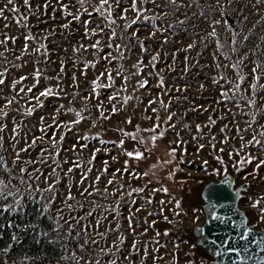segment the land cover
<instances>
[{
	"label": "snow or ice",
	"instance_id": "6c2138e0",
	"mask_svg": "<svg viewBox=\"0 0 264 264\" xmlns=\"http://www.w3.org/2000/svg\"><path fill=\"white\" fill-rule=\"evenodd\" d=\"M236 4L242 7L233 8L232 6ZM194 5L197 8L201 7L197 0H179V2L178 0H22L20 5L17 4V0H5L0 6V173H3L0 175V220H4L6 214L10 216L13 212H21L24 209L25 198L34 201L36 193H39L44 201L42 208L47 211V206L53 204L56 199V185L60 182L59 173L69 177L79 170V194L90 205L86 215L91 217L97 210H102L95 224L91 225L96 234L101 238L105 237V233L98 231L102 221L107 219L104 212L115 213L113 219L117 220L115 229L108 228L106 231L119 230L118 209L120 201L125 200L135 209L133 211L130 208L128 216L124 218L128 223L127 230L135 239L127 255H121L120 260L126 264H137L136 257L139 255V264H146L148 259L152 260V264H157V261L163 260V256L159 254L161 248H166L159 238L161 235L167 237L169 232L165 229L161 233L156 229L158 221L148 218L160 216L163 221L173 223L168 215L164 214L165 206L172 205L169 211L174 216L182 214L183 206L181 200L171 197L167 201L163 199L159 201L158 211H150L146 207L153 203L155 193L171 195L170 189L161 180L154 181L155 169L165 165H175L168 170L166 177L174 180L176 173L183 171L180 165L186 162L187 145L191 142L195 144L197 154L206 146L215 153L213 160L220 167L210 164L205 159L202 161V171L208 176L223 174L220 184L233 183L228 173L229 166L237 173L245 171V166H251V171H247L243 176L245 182L249 177L253 180H264L260 175L261 170H264V34L252 33V28L257 25L264 30V0H214L209 4L208 10L201 11V18L208 24L201 42L211 41L214 48L211 52L212 62L208 67L214 72L210 81L216 86L217 92L212 103L207 106L190 104L189 110L209 114L204 123L194 125V132L192 126L184 124L188 129L189 140L175 131L177 123L173 121L177 114L170 109L174 101L178 105L181 100L188 101L187 82L185 81L183 87L178 85L185 74L190 72L191 66L188 62L193 58L186 55L179 77L166 81L165 72L177 71L176 53H172L171 63L165 62L164 67L158 68V64L167 53L162 54L155 49L150 52L146 42L156 41L160 48L167 45L171 30L190 19L187 13ZM21 7L25 9L24 12H21ZM181 8L184 9V19L178 18ZM33 17L39 23L51 26L41 33L33 34L32 28L38 26L29 23L30 18ZM229 17L234 18L237 24L250 22L252 28L245 27L243 31H237L233 24L229 23ZM13 25L24 31L14 34ZM74 25L75 30L81 31L82 35L80 40L71 46V53H68V49H64L74 69L69 83L65 85L64 79L68 76L65 59L58 57L56 61L58 71L54 75H46V69L40 67V64L47 65L52 62L50 49L46 43L49 36L55 35L57 28L71 32ZM217 27L229 34L227 43L230 45V52L235 54V59L233 55L221 51L225 45L217 39ZM158 35L163 39L157 40ZM85 40L88 42L85 43ZM18 41L23 42L18 45ZM196 47L197 42H192L183 50L188 52L195 50ZM203 47L208 48L209 43H204ZM241 48L245 49L243 54H240ZM134 50H138L141 55L137 56L129 68H126L129 59L127 54ZM201 54L197 52L198 56ZM145 56L148 57L147 63ZM18 61L20 63H17ZM30 62L33 65L31 73L13 76L14 70L22 69ZM101 64H103L102 70L98 69V65ZM196 64L198 65L199 61H196ZM78 65L81 67H77ZM90 69L97 70V74L91 78L88 75ZM77 71L79 76L76 74ZM226 71L232 72L233 79H228ZM81 78L83 84L87 86L86 91L81 87ZM29 79L32 81L31 85L25 83ZM42 79L49 83L40 87ZM117 79L120 80L119 85L116 83ZM152 80H155L154 84ZM198 87L203 90L205 85L199 84ZM105 90L110 91L105 95ZM141 91L147 92V104L141 109L145 114L144 119L150 122L147 126L134 124L132 116L126 114L121 124L130 125L132 130L115 126L113 130L120 134L118 140L103 139L101 131L93 135L83 132L74 137L75 142L70 147H64L67 132L74 131L76 126L84 121L88 122L90 128H97L99 121H109L113 115L125 111L130 101L140 100L142 103L141 97L136 95ZM49 97L58 101L67 99L68 103H57L47 117L41 115L34 126L40 134L29 135L31 129L25 130L26 120L18 119L17 116H33L38 109L45 107V100ZM157 104L159 108L154 106ZM135 107L136 105H133V110ZM149 109L151 114H148ZM161 110L165 113L163 117L160 115ZM12 113L17 115H11ZM69 113L73 115L72 119H61ZM225 120L228 122L225 123ZM218 121L223 125L219 128V134L213 132ZM178 122L183 124L182 120ZM170 130L174 135L171 139H167L166 133ZM126 139L134 142L132 150L125 147ZM93 140L97 141L100 147L93 146L88 159L84 160L80 153L89 149L88 142ZM164 140L167 141L165 157L158 158L156 163L150 165L148 171H139V163H146L153 154L152 149L157 147V141ZM5 144H8L7 149L4 147ZM107 145H112L118 150L116 155H111L112 162L121 163L120 157H126L121 167L111 172L109 160H102L98 169L94 163L97 154L101 151L111 152ZM9 149L11 164L17 169L15 172L9 167L4 156ZM35 149H38V152L32 157L31 153ZM62 152L67 153V156L62 157ZM22 154L26 158H22ZM73 154L76 156L75 159L72 158ZM132 161L137 162L136 167L132 166ZM64 165H68L66 170ZM42 167L48 169L47 174L41 171ZM94 170L96 174L89 182L90 174ZM126 176L127 180H125ZM102 177H107L103 181V189L99 187ZM141 180L145 181L142 186H133V181ZM154 183L160 186L155 187ZM41 184L45 187L41 188ZM18 185L26 186L23 192ZM45 193L48 195H44ZM96 197L105 201L106 206L100 204ZM135 197L142 199L144 204L136 206ZM204 198L208 201L206 207L211 218L220 220L221 217L211 214V210L217 206L215 201L207 194ZM68 201H74L81 209L84 207L75 200L70 187L66 189L64 199L65 203ZM224 206L220 205V207ZM68 207L73 208V204L68 203ZM250 208L254 213V219L264 222V197L256 199ZM59 211L61 210H58V216ZM192 211L198 210L193 208ZM141 212L147 213V216L143 217V224L146 226L142 231H138V226L134 222L137 219L136 214ZM59 218L63 219V217ZM84 219L85 217H80L76 222L80 223ZM194 219L199 220V216H195ZM67 223L68 221L65 220V224ZM5 224H7L6 220ZM57 227L62 228L63 225L57 222ZM81 228L86 234L89 225L82 224ZM149 229L153 231L150 237ZM198 231L202 232V229ZM250 231L249 229L238 237L245 242L243 246L221 249V252L247 253L249 245L256 243L255 240L249 241ZM44 235L47 236L46 233ZM141 237L149 238L141 244ZM124 238L121 233L110 247L100 248V256L91 257L90 260H85L83 256L77 257L75 254L71 259L76 260L77 264L81 261L85 264H102L101 256H107L109 264H118L114 257L116 253L121 252L120 244L123 243ZM11 239L19 241L16 235H12ZM88 242L86 239L85 243ZM91 243L99 245V241L95 238H91ZM211 243L214 244L215 241ZM149 246H152L151 250ZM179 246L178 243L173 245L177 249ZM80 247L83 249L84 246L80 245ZM113 248L116 250L115 253L112 251ZM191 248L195 249L196 246L192 245ZM221 252H217L216 255H220ZM8 254L7 248H0V264H7L4 257ZM168 255L178 264L176 252L170 251ZM186 260L187 264H203V261L195 256L194 251L190 257L186 255Z\"/></svg>",
	"mask_w": 264,
	"mask_h": 264
},
{
	"label": "rangeland",
	"instance_id": "374dc122",
	"mask_svg": "<svg viewBox=\"0 0 264 264\" xmlns=\"http://www.w3.org/2000/svg\"><path fill=\"white\" fill-rule=\"evenodd\" d=\"M5 2V0H0V6ZM179 2V0H178ZM214 0H197V3L201 5L200 8H197L195 5L192 7L190 11H188L187 15L190 17L189 20H187L184 24L182 25H177L174 27L171 32L169 33V39H168V44L164 45L163 48H160L159 45L157 44L156 41H149L146 42V46L148 47L149 51L159 50L161 51L162 54L167 53V55L163 56V59L160 64H158V68L164 67L165 62L171 63L172 62V53H176V63H175V68L176 72L175 73H168L165 72V79L171 80L173 77H179L180 71L182 67L184 66V57L190 56L193 59L189 60V65L191 66L190 72L185 74L184 79L179 82L178 86H185V81L187 82V87H188V101L184 102L181 100L180 104L178 105L175 101L173 102L171 106V111L175 112L177 114L176 118H174L175 123H177V127L175 131L180 132L181 137L184 139H189L190 136L188 134V129L184 127V124L190 125L193 128L194 132V125L196 123H204L206 121V117L209 113L206 112H197V111H191L189 110L190 104H203L207 106L208 104L212 103L214 99V94L217 92L216 86L213 85L210 81V77L214 75V72L211 68L208 67V65L212 62V56L211 52L214 50L213 45L211 41H202V37L206 34L205 29L208 28V24L201 18V11H206L208 10L209 4H212ZM17 4L20 5L22 4V0H17ZM233 8L236 7H242V5L236 4L232 6ZM25 9L21 7V12H24ZM184 9L181 8L180 14L178 16L179 19H184L183 15ZM195 13V15H193ZM8 15V13H6ZM59 16V14H57ZM87 18V17H83ZM211 18V17H210ZM219 18V17H216ZM258 18V17H257ZM95 19V17H93ZM229 23L233 24L235 29L237 31H243L245 27L247 28H252V24L250 22H245L244 24H237L236 20L232 17H229ZM252 17L250 16V20ZM30 24L32 25H38L36 27L32 28V33L37 34L43 32L46 28L50 27L51 25H45L43 23H39L34 17L30 18L29 21ZM24 31L23 29H18L15 25H13L12 32L14 34H19V32ZM217 32H218V37L217 39L221 44L225 45L224 49H221L222 52H225L226 54H230L234 56L235 59V54L230 52V45L227 43L228 42V33L225 31H222L219 27H217ZM174 33V35L172 34ZM252 33H256L258 35L264 34V30H261V26L257 25L255 28H252ZM245 34H250L245 32ZM82 35L81 31H76L75 30V25L73 26V30L71 32H68L66 30H60L57 28L56 34L49 36L48 41L46 42L48 44V47L50 49V54H51V63L45 65L43 63L40 64V67L46 69V75H54L56 71H58V63L56 62L58 57L65 59L66 62V71L68 73V76L65 77L64 83L67 85L70 81L71 74L74 71L72 63L69 59V56L64 52V49H68V53H71V46L75 44L78 40H80ZM143 38V37H142ZM163 38L161 36H157V40H162ZM23 41H18V45L22 43ZM44 42V41H41ZM87 43L88 41H84ZM192 42H197V47L195 50H189L188 52H185L183 49L186 47L188 43ZM204 43H209L208 48H204L203 44ZM179 50V51H178ZM245 49L241 48L240 49V54H243ZM197 52L202 53L201 55H197ZM129 56L128 61L126 62V68H129L132 63L135 62L136 58L138 55H141L138 50H134L131 53L127 54ZM11 58V57H10ZM91 58V57H89ZM145 62L147 63L148 57L145 56ZM25 59H30L29 57H25ZM196 61H199V64H196ZM17 63H20L19 61ZM32 63H28L24 68L14 70L13 71V76H17L19 74H29L32 71ZM77 67H81V65H78ZM103 64L98 65V69L102 70ZM246 71V69H245ZM79 76V72L77 71L76 73ZM97 74V70L95 69H90L89 70V78ZM226 75L229 80L233 79V74L231 71H226ZM152 84L155 83V80L151 81ZM28 85H31L32 81L29 79L26 81ZM49 83L47 80H41V85L42 87L44 84ZM54 83V82H53ZM117 85H119L120 80L117 79L116 81ZM223 83V81H221ZM199 84H204L205 88L203 90L199 89ZM81 87L86 91L87 86L83 84V78H81ZM39 88L37 89V91ZM110 90H105V95L107 92ZM155 94V91L153 90V95ZM136 95L140 96L142 99V103L140 100L136 101H130L129 105L126 106L125 111L119 112L116 115H113L111 120L109 121H99L98 122V127L97 128H90L89 124L87 121L82 122L79 126H76L74 131L72 132H67V135L65 136V141H64V147H70L71 144L75 142L74 137H76L78 134L86 132L89 135L95 134L97 131H101L102 133V138L106 140H118L120 137V134L113 129L115 126L119 125L121 127H125L127 130L131 131L132 127L130 125H124L121 124L122 118L127 114L131 115L133 118V123H139L141 126H147L150 122L144 119L145 114L141 111V109L144 107V105L147 104V92L141 91L139 93H136ZM175 95V94H173ZM103 98V97H102ZM57 103H64L67 104L68 101L67 99L64 100H56L55 98L49 97L45 100V107L43 109H38L36 113L31 116V117H19L17 116L18 119H24L26 120L25 124V130L31 129V132H29V135L32 133H35L36 135H39L40 133L36 131V128L34 127L39 120V117L41 115L48 116L54 109V106ZM133 105H136L135 110H133ZM155 107L159 108V104L154 105ZM231 106V105H230ZM77 107H79L77 105ZM187 111V114L185 115V112ZM150 109H149V113ZM11 115H17L16 113H12ZM160 115L163 117L165 113L163 110H161ZM93 116H95V112H93ZM73 118V115L69 113L66 116L61 117V119L64 120H70ZM228 119L230 120L231 117L229 116ZM239 119V117H237ZM182 120L183 124L179 123L178 121ZM228 121L225 120V123ZM99 125H102L100 127ZM223 125L218 121L217 126L213 128V132L219 134V128L222 127ZM108 131H105V130ZM51 131V130H49ZM174 133L170 130L169 132L166 133L167 139H171L173 137ZM207 139V137L205 138ZM23 143V141H21ZM89 149H85L82 153H80V156L84 159L87 160L89 155H90V150L93 146L100 147L97 141H89ZM132 141L126 139L125 141V147L128 148V150H132L133 147ZM167 141H157V147L152 149V156L147 160V162H140L138 165V170L139 171H148L150 165L154 164L157 162V159H163L165 157V146H166ZM235 143V141H233ZM219 146V145H218ZM4 147L7 149L8 144H5ZM109 149H111L110 153H105L101 151L100 153L97 154V160L94 162L95 167L98 169L101 166V161L102 160H109V164L111 165L110 167V172L114 171L115 168L121 167V163L123 159L126 157L121 156L120 161L121 163H114L111 161V155H116L118 153V150L113 148L112 145H107ZM188 147V154L185 156V163L180 165V168L183 169V171L177 172L176 176L174 178H201V177H207L208 175L202 171V161L203 160H208L210 164L220 167V165L216 164L215 161L213 160V156L215 153L211 151L210 148L207 146L205 149H203L199 154L196 153L195 150V144L194 143H189L187 145ZM9 151H6L4 153L6 161H8L9 167L13 168V171L15 172L16 166L11 164V156L9 155ZM38 152V149H35L32 151L31 156L35 157ZM61 156H67V153H61ZM22 158L23 157L22 154ZM73 159L76 158L75 154H73ZM225 160L227 161V156H225ZM132 166L136 167L137 162L132 161ZM68 165H64V169L66 170ZM172 167H175V165H165L162 168L155 169V177L153 178L155 180H161L165 186H169V182L166 177L168 170ZM211 169H209L210 171ZM41 171H44L45 174H47L48 169L46 167H42ZM247 171H251V166H245V171L240 172L239 174V179L243 180V176L246 174ZM189 173L191 175H189ZM95 170L93 173L90 174V180L91 182V177L94 176ZM0 175H3V173H0ZM79 175L80 171L76 170L75 174L69 176V177H64L63 173H59L60 176V182L56 185V199L55 202L49 206H47V211H44L42 208V204L44 201L41 199L39 193L34 194L35 200L32 201L37 205V209H39L42 213L46 215V217L50 221V229H49V234L51 236V239L58 243L60 246H62V255L61 257L53 262L52 264H77L76 260L71 259V257L75 254L77 257L83 256L85 257V260H90L91 257H96L100 256V248L105 247V246H111L112 242L117 239V237L120 236L121 233L124 235V240L123 243L120 244L121 252L115 254V259L118 261V264H126V262H121L120 257L121 255H127L128 250L130 249L131 243L133 239H135L131 232L128 231V223L124 219L125 217L128 216L129 214V209L132 208L134 211V207L130 204H128L125 200L120 201V207L118 209V222L120 224L119 230L116 231H106L108 228L115 229L117 220L113 219L115 213H108L104 212V215L107 217L106 220H103L98 231L101 233H105V237L101 238V236L96 234V231L93 230L91 225L95 224V220L99 218L100 212L102 210H97V212L93 213V216L88 217L86 214L88 210L90 209L89 203L85 202L84 197H82L79 194ZM261 177H264V170H261L260 173ZM107 177H102V182L99 185L101 189H103L104 184L103 181ZM128 177H125V180H127ZM257 186L260 188L261 192L252 194L247 200L242 202V206L248 210V216L250 221L256 226V227H262V222L256 221L254 219V213L250 208V205L256 200L264 197V180L257 179ZM15 183V182H13ZM133 186H142L145 181H133ZM155 187H159V184H153ZM20 187L21 192L24 191V188L26 187L25 185H18ZM41 188L45 187V185L41 184ZM70 187L72 195L75 197L76 201H79L84 205L83 209L78 207L74 201H68V203L73 204V208L68 207V203L64 202L65 199V193L66 189ZM109 191H111V188H109ZM147 194V193H145ZM44 195H48V193H45ZM137 199V205L139 206L141 204H144V201L140 199L139 197H135ZM171 198L169 195H165L164 193H155L154 194V199L153 203L151 205H146V207L150 211H158L159 207V201L161 199L167 201ZM17 199H19V196H17ZM100 204H105L106 202L103 200H99L98 197L95 198ZM28 200L25 198L24 200V207L27 203ZM11 202V199H10ZM172 207L171 204H167L165 206V215H168L169 219L173 221V223H167L163 221L162 217L160 216H152L149 217V220H157L158 223L156 224V229L159 230L161 233L165 229L168 230L169 235L167 237L161 235L159 238L161 241V244L166 245V248H161L160 250V255L163 256V260L157 261V264H177L176 261H173L171 257L168 255V252L174 251L177 253L178 256V264H187L186 260V253L184 251V248L187 246V243H185V238L180 236V235H172L170 232L171 226L175 222H181L183 224H192L196 220L194 219L195 216H197L196 213L193 214H186L184 215L183 213L180 216H174L169 209ZM59 211V216L57 215V212ZM137 219L134 222L138 227V231H142V228L145 227L146 225L143 224V217L147 216L146 212H141L137 213ZM59 217H63V219H60ZM80 217H85L83 221H80V223H77L76 221L79 220ZM65 220L68 221L67 224H65ZM57 222H59L60 225H63L62 228L57 227ZM82 224H88L89 228L87 233L85 234L81 228ZM71 225V227H70ZM153 235L152 229H149V237ZM149 237H141V244L147 241ZM91 238H95L97 241H99V245L97 244H92L91 243ZM88 240V243H85V240ZM175 243H178L180 246L179 248H174L173 245ZM80 245H83V249H81ZM152 246H149V249L151 250ZM107 250V249H106ZM112 251L115 253L116 250L115 248L112 249ZM199 260L198 255H195ZM4 259L7 261V264H18L19 261L18 259L14 258H9L7 256L4 257ZM102 259V264H109V258L107 256H101ZM139 255H137L136 260L137 264H139ZM80 264H85L84 261H81ZM146 264H152V260L148 259L146 261Z\"/></svg>",
	"mask_w": 264,
	"mask_h": 264
},
{
	"label": "water",
	"instance_id": "95a60500",
	"mask_svg": "<svg viewBox=\"0 0 264 264\" xmlns=\"http://www.w3.org/2000/svg\"><path fill=\"white\" fill-rule=\"evenodd\" d=\"M228 173L233 181L230 185L220 184L223 174L168 180L170 196L181 200L182 213H196L199 216V220L192 224L175 222L170 232L173 235L183 236L187 241L185 253L190 257L193 251L198 252L203 257V264H264V222L262 227H256L249 219L248 210L242 206L243 201L261 190L256 180L251 177L247 182L240 180V173L235 172L231 166L228 168ZM181 181L185 182L181 183ZM205 194L215 201L217 206L211 210V214L221 217L220 220L211 218L206 207L208 201L204 198ZM220 205L225 206L220 207ZM193 208L198 211L193 212ZM198 229H202V232ZM249 229L251 231L248 239L255 240L256 243L249 245L247 253L221 252V249L243 246L245 242L238 237ZM192 245L196 248L192 249ZM217 252L221 254L216 255Z\"/></svg>",
	"mask_w": 264,
	"mask_h": 264
},
{
	"label": "trees",
	"instance_id": "16d2710c",
	"mask_svg": "<svg viewBox=\"0 0 264 264\" xmlns=\"http://www.w3.org/2000/svg\"><path fill=\"white\" fill-rule=\"evenodd\" d=\"M0 225V248H7V257L18 259V264H52L61 257L62 246L49 234L50 221L34 202L27 201L19 213L6 214ZM12 235L19 241H13Z\"/></svg>",
	"mask_w": 264,
	"mask_h": 264
},
{
	"label": "built area",
	"instance_id": "2783aa9c",
	"mask_svg": "<svg viewBox=\"0 0 264 264\" xmlns=\"http://www.w3.org/2000/svg\"><path fill=\"white\" fill-rule=\"evenodd\" d=\"M173 235V234H172ZM178 236V235H177ZM183 237V236H182ZM185 241H186V239H185ZM186 243H187V241H186ZM184 251H185V248H184ZM187 255V254H186ZM195 255H198L199 256V258L201 259V260H203V257L198 253V252H196L195 253ZM188 256V255H187Z\"/></svg>",
	"mask_w": 264,
	"mask_h": 264
}]
</instances>
